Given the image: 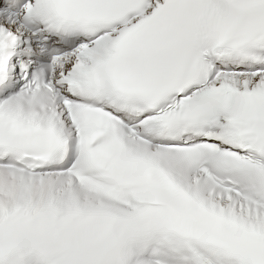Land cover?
<instances>
[{
  "label": "snow or ice",
  "instance_id": "1",
  "mask_svg": "<svg viewBox=\"0 0 264 264\" xmlns=\"http://www.w3.org/2000/svg\"><path fill=\"white\" fill-rule=\"evenodd\" d=\"M0 264H264V0H0Z\"/></svg>",
  "mask_w": 264,
  "mask_h": 264
}]
</instances>
